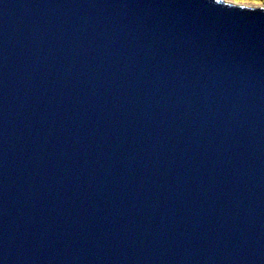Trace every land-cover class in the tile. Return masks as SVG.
<instances>
[{"label":"water","instance_id":"water-1","mask_svg":"<svg viewBox=\"0 0 264 264\" xmlns=\"http://www.w3.org/2000/svg\"><path fill=\"white\" fill-rule=\"evenodd\" d=\"M0 264H264V12L0 0Z\"/></svg>","mask_w":264,"mask_h":264},{"label":"clouds","instance_id":"clouds-1","mask_svg":"<svg viewBox=\"0 0 264 264\" xmlns=\"http://www.w3.org/2000/svg\"><path fill=\"white\" fill-rule=\"evenodd\" d=\"M211 4L228 9L264 12V0H211Z\"/></svg>","mask_w":264,"mask_h":264},{"label":"snow or ice","instance_id":"snow-or-ice-1","mask_svg":"<svg viewBox=\"0 0 264 264\" xmlns=\"http://www.w3.org/2000/svg\"><path fill=\"white\" fill-rule=\"evenodd\" d=\"M208 3H211V0H207Z\"/></svg>","mask_w":264,"mask_h":264}]
</instances>
